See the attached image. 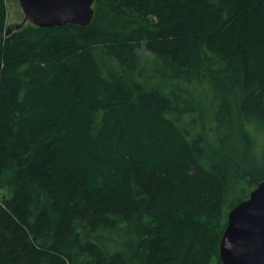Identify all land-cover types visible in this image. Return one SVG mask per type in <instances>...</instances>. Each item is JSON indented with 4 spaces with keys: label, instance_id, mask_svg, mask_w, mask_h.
Instances as JSON below:
<instances>
[{
    "label": "trees",
    "instance_id": "trees-1",
    "mask_svg": "<svg viewBox=\"0 0 264 264\" xmlns=\"http://www.w3.org/2000/svg\"><path fill=\"white\" fill-rule=\"evenodd\" d=\"M93 8L6 28L0 0V264H223L264 180V0Z\"/></svg>",
    "mask_w": 264,
    "mask_h": 264
},
{
    "label": "water",
    "instance_id": "water-1",
    "mask_svg": "<svg viewBox=\"0 0 264 264\" xmlns=\"http://www.w3.org/2000/svg\"><path fill=\"white\" fill-rule=\"evenodd\" d=\"M18 1L27 21L36 26H85L94 15V0ZM219 257L223 264H264V180L228 211Z\"/></svg>",
    "mask_w": 264,
    "mask_h": 264
},
{
    "label": "rangeland",
    "instance_id": "rangeland-1",
    "mask_svg": "<svg viewBox=\"0 0 264 264\" xmlns=\"http://www.w3.org/2000/svg\"><path fill=\"white\" fill-rule=\"evenodd\" d=\"M5 2L7 10L6 28H19L20 26L28 22L21 10L18 0H5ZM139 56L141 57V59H144L146 57V51L140 49ZM2 194H7L5 189H0V196Z\"/></svg>",
    "mask_w": 264,
    "mask_h": 264
}]
</instances>
